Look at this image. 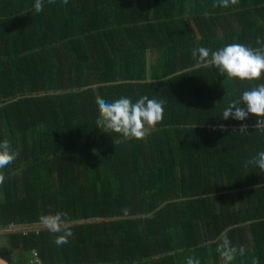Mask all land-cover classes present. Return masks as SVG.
I'll return each mask as SVG.
<instances>
[{
  "label": "trees",
  "instance_id": "trees-1",
  "mask_svg": "<svg viewBox=\"0 0 264 264\" xmlns=\"http://www.w3.org/2000/svg\"><path fill=\"white\" fill-rule=\"evenodd\" d=\"M216 2L43 0L36 13L35 0H0V143L16 154L0 169L2 259L219 264L226 241L245 248L241 264H264V171L245 167L264 130L253 114L222 118L264 73L229 79L192 56L264 47V0ZM145 95L165 101L155 131L138 140L98 128V96ZM56 212L73 233L62 246L39 222Z\"/></svg>",
  "mask_w": 264,
  "mask_h": 264
},
{
  "label": "clouds",
  "instance_id": "clouds-1",
  "mask_svg": "<svg viewBox=\"0 0 264 264\" xmlns=\"http://www.w3.org/2000/svg\"><path fill=\"white\" fill-rule=\"evenodd\" d=\"M48 2L55 3V0H48ZM63 3L66 5L68 0H63ZM238 3L239 0H217L213 7L227 8ZM34 10L36 13L43 10V0H35ZM257 43L262 44L264 41L258 38ZM192 56L197 59L198 64H203L206 67L215 66L221 74L226 73L229 79L259 80L264 73V47L254 49L239 43L228 44L217 51L199 47L192 52ZM164 103V100L150 99L146 95L140 97L135 103L127 97L109 102L98 96L96 104L99 116L96 123L98 128L104 129L106 133L110 131L121 134L125 139H143L146 135V126L155 131L157 123L162 121ZM249 114L259 118L255 128L264 130V83L244 91L239 100H233L223 110L222 118L244 121ZM223 127L221 125L222 129ZM246 128L247 125H243L240 130ZM15 159L16 154L11 150L10 141L5 139L0 143V169H4ZM248 165H255L264 171V151H260L248 160L245 167ZM4 180L5 176L0 173V184ZM66 216L67 213L56 212L39 217L42 226L50 232L58 234L54 241L58 246L68 244L69 238L73 235L69 223L64 219ZM217 251L225 264H231L238 255L240 257L245 255L243 246H229L227 243L218 244ZM0 264H8V261L0 259ZM187 264H200V261L190 256L187 258ZM252 264H258V260L254 258Z\"/></svg>",
  "mask_w": 264,
  "mask_h": 264
},
{
  "label": "crops",
  "instance_id": "crops-1",
  "mask_svg": "<svg viewBox=\"0 0 264 264\" xmlns=\"http://www.w3.org/2000/svg\"><path fill=\"white\" fill-rule=\"evenodd\" d=\"M225 234L223 235V238L225 239ZM224 243H226V241H224ZM220 255V254H219ZM259 260L260 261H264V251L263 252H261V257H259ZM246 263V262H245ZM219 264H225V262H219ZM231 264H241V261H240V256L238 255L237 257H236V259L234 260V261H232L231 262ZM248 264V263H247Z\"/></svg>",
  "mask_w": 264,
  "mask_h": 264
},
{
  "label": "built area",
  "instance_id": "built-area-1",
  "mask_svg": "<svg viewBox=\"0 0 264 264\" xmlns=\"http://www.w3.org/2000/svg\"><path fill=\"white\" fill-rule=\"evenodd\" d=\"M14 228V227H13ZM19 229H21L20 227H17V229L16 230H19ZM10 230H14V229H10ZM34 262L36 263L37 262V260H34Z\"/></svg>",
  "mask_w": 264,
  "mask_h": 264
},
{
  "label": "water",
  "instance_id": "water-1",
  "mask_svg": "<svg viewBox=\"0 0 264 264\" xmlns=\"http://www.w3.org/2000/svg\"><path fill=\"white\" fill-rule=\"evenodd\" d=\"M0 259H2L1 257H0ZM9 264V263H8Z\"/></svg>",
  "mask_w": 264,
  "mask_h": 264
},
{
  "label": "rangeland",
  "instance_id": "rangeland-1",
  "mask_svg": "<svg viewBox=\"0 0 264 264\" xmlns=\"http://www.w3.org/2000/svg\"><path fill=\"white\" fill-rule=\"evenodd\" d=\"M14 229V228H13Z\"/></svg>",
  "mask_w": 264,
  "mask_h": 264
}]
</instances>
